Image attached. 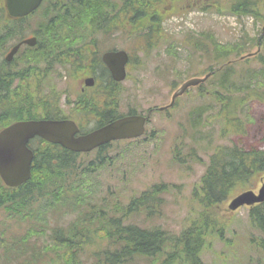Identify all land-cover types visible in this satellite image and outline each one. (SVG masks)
Instances as JSON below:
<instances>
[{
	"label": "rangeland",
	"instance_id": "374dc122",
	"mask_svg": "<svg viewBox=\"0 0 264 264\" xmlns=\"http://www.w3.org/2000/svg\"><path fill=\"white\" fill-rule=\"evenodd\" d=\"M196 1L182 0L180 5L186 6ZM232 1L236 0H208L183 13L167 15L162 23L164 34L151 48H147L145 42H142L140 49L135 48L134 44L139 45L141 39L135 42V36H129L122 30L102 33L101 30L89 32L69 26V37L70 40L74 38L76 43L71 44L84 55L90 54L92 50L102 52L108 48L130 49L133 64L128 77L120 85L119 112L125 113L132 108L145 112L148 108L167 104L174 87L190 76L203 75L210 65L204 55L193 51L186 40H202L201 34L206 33L222 44L245 41L248 43L246 46L242 45L239 56L253 54L257 48L254 41L259 36L262 23L250 15L236 20L235 15L227 10ZM252 1L256 5V13L263 14L258 0ZM55 2L56 0H51V3ZM58 3L67 9L68 14L74 13L73 8L78 4L77 0H59ZM41 21L43 19L39 12L33 15L27 21V31ZM260 51V55L264 56V44ZM234 59L230 58L237 61ZM80 63L84 65L83 61L76 65L79 66ZM55 66L43 83L42 93L45 94L48 90L59 93L64 115H78L85 128L95 125L86 115L78 114L64 104V99H73L78 91L81 82L79 77L82 75L79 72L84 67L77 70L68 62ZM234 69L238 77L233 78L235 83L229 78L231 84H227L228 90L238 88V85L246 82L245 75L263 69V65L251 56L247 60L237 61ZM94 71L101 73L100 69ZM204 87L220 90L216 77L209 78ZM205 88L203 89L207 90ZM254 89L264 97V85H258ZM244 95L242 92H233L229 97L240 100ZM199 107L205 109L202 120L199 125L193 126L188 113ZM219 109L220 105L210 94L202 97L196 88H191L178 99L174 108L153 112L143 138L130 144L127 149L123 148L125 143L114 145L109 155H115L116 152L121 154H116L115 164L92 175L87 183L85 179L81 194L84 202L77 208L60 202L41 209L44 205V200L41 199L29 203L28 210L37 211L31 217L10 215L0 209V264H17V256L11 251L13 245L27 246L29 258L37 264L48 262L53 257V263L61 262L63 250L51 242L50 232L68 231L73 223L78 222L80 214L87 210H101L105 216L117 217L132 196L138 195L153 183L169 184L168 190L161 195L160 211L151 218L138 214L123 222L148 228L160 227L172 232L180 231L201 209L192 196V190L198 185L209 154L216 147L235 144L244 149L264 151V99L254 98L244 107L235 106L236 132L228 130L229 125L223 115H219ZM176 152L184 157L182 164L173 160ZM93 156L94 152L82 154L79 161L84 165ZM262 183L264 172L257 174L249 185L256 191ZM68 197L74 196L69 192ZM228 201L229 199L218 210L219 217L224 222L221 236L213 238L207 244L201 253L202 261L206 264H264V230L251 223L248 207H240L234 212L224 209ZM261 205L264 209V203ZM92 225L93 223L88 224L92 230L86 234L85 243L77 253L81 264H102L95 251L103 250L108 245V240L94 232ZM78 239L74 238L75 241ZM56 253L59 255L56 256ZM123 264L159 263L140 257Z\"/></svg>",
	"mask_w": 264,
	"mask_h": 264
},
{
	"label": "trees",
	"instance_id": "16d2710c",
	"mask_svg": "<svg viewBox=\"0 0 264 264\" xmlns=\"http://www.w3.org/2000/svg\"><path fill=\"white\" fill-rule=\"evenodd\" d=\"M58 1L51 3V0H45L34 13L36 15L39 12L43 19L31 29L32 33L37 36L38 42L35 47L29 48L31 52H28L26 58L21 60L23 66L32 65L33 69L30 74H35L38 79L41 75L34 71L35 67L43 66L47 71L50 61L54 62V69L56 64H64L66 60L72 61V58H74L75 67L82 60L96 64V59L91 58L90 54L84 55L75 49L73 44L76 42L74 38L70 40L69 37V26L89 32L101 30L102 33L122 28L129 35L144 37L150 47L159 42L164 34L161 24L162 13L169 12L165 5L170 4L171 11H174L175 5L181 0H117L112 2L77 0L78 4L74 6L72 14H68L63 5L59 6ZM258 3L264 8V0ZM255 6L252 0H236L229 4L227 10L238 17L249 14L256 20H264L262 14L256 13ZM28 19L25 17L6 21L3 36L7 38L24 36L29 29ZM262 35L258 36L254 43L264 44V35ZM201 37L202 40L186 41L193 51L203 54L210 62L206 71H211V78H217V86L223 92L216 88L210 90L204 85H199L198 93L202 97H205L207 93L210 94L220 105L219 115H223L229 127L235 130L237 125L234 124L235 106L244 107L254 98L264 99L261 93L254 89L258 85H264V56L258 54L254 57L263 65V69L245 75V83L238 85L235 90H228L227 84H231L229 78L234 82L233 78L238 77L234 65L237 61H242L239 59L242 45L246 46L248 42L222 44L216 41L211 34L202 33ZM231 57L237 61H229ZM234 83L232 84L236 86ZM22 87L29 89V87ZM102 92L108 94L102 104L87 102L81 109L82 111L87 110V107L91 106V112H96L94 116L97 119L96 126H102L122 115L118 108L119 98L110 97L111 93L105 89ZM233 92H242L245 95L240 100H233L229 97ZM19 96L21 94L11 90L6 80L0 81V128L17 119L66 117L57 99L52 102L48 100L47 103V98H44L32 106L26 96L16 102ZM204 110L199 107L188 113L193 126L201 123ZM131 112L134 113L133 110ZM81 126L83 127L82 123ZM138 141L139 139L119 140L102 145L94 152L93 158L82 165L79 161L82 154H76L36 137L29 141V146L34 153L31 176L26 182L14 188L6 187L0 180V209L10 215L31 217L37 211H29V203L41 199L44 200L41 209L60 202L77 208L84 202L81 194L85 179L87 183L92 175L115 164L118 152L115 155H109L112 147L125 143L123 148L127 149L130 144ZM183 158L180 153L176 152L173 160L182 164ZM261 172H264V151L253 148L244 149L235 144L218 146L209 154L200 181L192 191V196L201 209L180 231L172 232L160 227L148 228L123 222L138 214H144L146 218H150L160 211L161 194L168 189L169 185L166 183L152 184L138 195L132 196L117 217L105 216L106 214L101 210L91 208V211L82 212L78 222L73 223L68 231L50 232L51 242L63 250L64 257L59 263H53V257L43 264H81L77 253L85 243L86 234L92 230L88 226L91 223H93L94 232L100 233L108 240V245L103 250L95 251L102 264H123L140 257L159 264H206L201 259V253L213 238H220L224 226L223 219L218 214L219 208L237 191L249 188L251 180ZM69 192L73 194V198L68 197ZM249 218L256 228L264 230L262 205L251 208ZM76 237L79 238L78 241L74 240ZM11 251L17 256V264H37L29 258L27 246L13 245Z\"/></svg>",
	"mask_w": 264,
	"mask_h": 264
},
{
	"label": "water",
	"instance_id": "95a60500",
	"mask_svg": "<svg viewBox=\"0 0 264 264\" xmlns=\"http://www.w3.org/2000/svg\"><path fill=\"white\" fill-rule=\"evenodd\" d=\"M42 0H6L7 11L12 17H22L33 11ZM23 42L33 45L35 38H28ZM20 43L13 46L6 55L10 60ZM127 54L123 50L108 51L102 59L110 70L113 79L120 81L125 76L124 65ZM203 78H191L185 81L172 95L174 98L182 94L189 86L202 82ZM85 84H92V78H86ZM162 109V108H161ZM146 117L141 115H127L94 129L85 134L76 135L78 126L69 119H38L16 121L0 130V178L9 187L17 186L29 179L32 151L27 142L35 135L72 151H89L113 139L131 138L139 136L144 130ZM264 201V185L255 194L252 190H245L234 196L228 203V208L235 210L239 206L252 205Z\"/></svg>",
	"mask_w": 264,
	"mask_h": 264
},
{
	"label": "flooded vegetation",
	"instance_id": "af4514ba",
	"mask_svg": "<svg viewBox=\"0 0 264 264\" xmlns=\"http://www.w3.org/2000/svg\"><path fill=\"white\" fill-rule=\"evenodd\" d=\"M5 18H6V9H5L4 0H2V3H0V29L6 28ZM16 42H17L16 40L12 41V40L7 39L2 34L0 35V81L6 80L9 83V85L13 84L14 87L17 86L16 92L18 94H21V98L26 96L28 101L31 103V105L34 106L36 101L38 100V96L37 95L33 96L29 94L22 87V84L26 83L28 85V83L30 82L31 78L29 76H30V72L32 71L31 70L32 68L31 67H19V65L21 64L19 57L15 59L13 58V60H11L10 62H7L5 60V55L9 52L12 45L15 44ZM26 51H28V49L24 48L23 52H26ZM100 64L101 62L98 61V65ZM84 76H93L94 84L91 86H85L82 82H80L78 86V91L74 94V98L71 100L64 99L65 104L69 108L75 107L76 102H80V101H83L86 103L87 102L98 103L96 102V99L101 100V97L103 98L108 97V94L106 92H102L104 89L111 93L110 97H115L117 93V84L114 83L112 80H109L110 76L107 77L106 82L99 83V84L95 77L94 72L91 71L90 75H84ZM83 77H79V78L83 79ZM93 96L94 98H92ZM48 97L46 99L47 103H48ZM86 97H88L87 100H86ZM95 114H96L95 111L91 112V106L87 107V110L84 112V115H86L87 119L93 122L97 120L94 118Z\"/></svg>",
	"mask_w": 264,
	"mask_h": 264
}]
</instances>
